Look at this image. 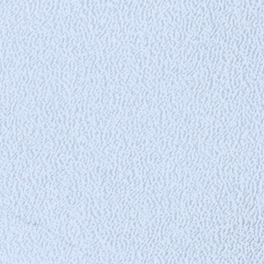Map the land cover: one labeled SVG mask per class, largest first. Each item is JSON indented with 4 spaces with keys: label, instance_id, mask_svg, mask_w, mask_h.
<instances>
[{
    "label": "snow or ice",
    "instance_id": "obj_1",
    "mask_svg": "<svg viewBox=\"0 0 264 264\" xmlns=\"http://www.w3.org/2000/svg\"><path fill=\"white\" fill-rule=\"evenodd\" d=\"M0 264H264V0H0Z\"/></svg>",
    "mask_w": 264,
    "mask_h": 264
}]
</instances>
